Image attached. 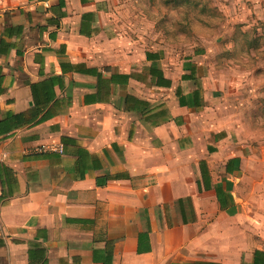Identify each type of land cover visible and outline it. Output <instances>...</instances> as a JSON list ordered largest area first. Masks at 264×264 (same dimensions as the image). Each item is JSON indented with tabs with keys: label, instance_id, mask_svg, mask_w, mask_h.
<instances>
[{
	"label": "crops",
	"instance_id": "obj_1",
	"mask_svg": "<svg viewBox=\"0 0 264 264\" xmlns=\"http://www.w3.org/2000/svg\"><path fill=\"white\" fill-rule=\"evenodd\" d=\"M113 4L0 0V119L60 78L53 117L0 137V264H252L225 242L244 158L212 67Z\"/></svg>",
	"mask_w": 264,
	"mask_h": 264
},
{
	"label": "rangeland",
	"instance_id": "obj_2",
	"mask_svg": "<svg viewBox=\"0 0 264 264\" xmlns=\"http://www.w3.org/2000/svg\"><path fill=\"white\" fill-rule=\"evenodd\" d=\"M113 1L151 47L182 60L196 53L212 67L223 90L225 136L244 158L236 183L228 181L239 209L225 220V242L239 241L246 254L264 249V0Z\"/></svg>",
	"mask_w": 264,
	"mask_h": 264
},
{
	"label": "trees",
	"instance_id": "obj_3",
	"mask_svg": "<svg viewBox=\"0 0 264 264\" xmlns=\"http://www.w3.org/2000/svg\"><path fill=\"white\" fill-rule=\"evenodd\" d=\"M63 1H61L62 4ZM64 16V15H63ZM53 21V19H51ZM50 22V21H49ZM60 82L59 77L51 78L50 80H45L43 82H38L35 85V90L33 86V92H36L37 98H36V106L32 113L30 114V118L26 116L25 113H14V114H8L0 119V137H3V139L9 137L10 133L15 131L16 129H19L23 127L24 125H31V124H39L43 121H46L50 117H53L57 111L54 110V112L50 113V110L53 108V106H49L48 111L41 115L43 112V108L47 109V105H49V101L51 100L52 95L54 96L55 93L53 92L52 88L55 84ZM50 89L52 90V94L50 92ZM46 98V101L44 99ZM230 164V163H229ZM217 192H219V188H216ZM220 199V195H219ZM233 201V196L230 193H225V210L228 209V204ZM232 215L235 214L234 212H229ZM242 264H247L243 262ZM252 264H264V249H255L253 252V261Z\"/></svg>",
	"mask_w": 264,
	"mask_h": 264
},
{
	"label": "water",
	"instance_id": "obj_4",
	"mask_svg": "<svg viewBox=\"0 0 264 264\" xmlns=\"http://www.w3.org/2000/svg\"><path fill=\"white\" fill-rule=\"evenodd\" d=\"M38 9L39 10H44L45 11V5H44V3H41L39 6H38Z\"/></svg>",
	"mask_w": 264,
	"mask_h": 264
}]
</instances>
